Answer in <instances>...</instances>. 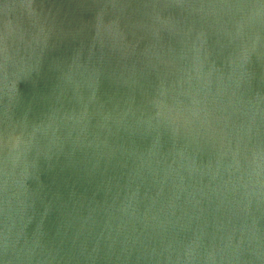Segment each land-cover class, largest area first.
<instances>
[{"label":"water","instance_id":"1","mask_svg":"<svg viewBox=\"0 0 264 264\" xmlns=\"http://www.w3.org/2000/svg\"><path fill=\"white\" fill-rule=\"evenodd\" d=\"M0 264H264V0H0Z\"/></svg>","mask_w":264,"mask_h":264}]
</instances>
